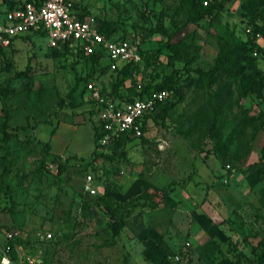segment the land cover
<instances>
[{
	"label": "rangeland",
	"instance_id": "374dc122",
	"mask_svg": "<svg viewBox=\"0 0 264 264\" xmlns=\"http://www.w3.org/2000/svg\"><path fill=\"white\" fill-rule=\"evenodd\" d=\"M73 5L95 25H112L115 37L138 35L142 39L144 66L140 63L139 71L124 81V88L132 83H139L140 89L156 86L177 70L182 75L174 85L179 96L166 90L172 107L161 116L149 118L139 139L116 150L109 159L94 158L96 118H89L90 106L80 98L83 83L79 79L109 90L115 72L106 67L108 60L91 65L69 55L49 57L44 37L13 39L1 48L0 89L7 92L3 99L9 113L7 125L18 131L16 140L5 145L9 174L0 178V249L7 243V235H12L18 241L13 246L19 247L22 255V263L15 259V264H27L25 257L33 264H142L140 253L147 251L146 243L150 242L149 247L157 251L153 264H160L159 254L165 256L182 248L188 264H218L223 259L264 264V184L258 177L264 165L260 157L264 134L247 152L235 146L223 160L211 153L214 143L242 115L253 116L264 110V90L257 92L250 81H258L264 70V39H257L263 53L251 54L255 65L245 66L242 78L231 82L220 114L221 130L219 123L211 132L206 130L202 122L207 116L196 115L206 95L217 91V85L206 93L192 86L182 87L185 79L196 78L195 70L209 69L218 43L227 34L244 40L240 2L225 4L216 18L188 25L174 37L193 33L184 48L186 59L195 57L187 66V74L182 61L167 64L165 39L155 32L158 20L167 31L173 29L170 21L176 26L185 22V13L178 9L176 0H73ZM2 12L0 8V25ZM18 72L25 76L17 77ZM70 91L74 103L81 105L58 112L60 101L68 104ZM2 121L0 111V124ZM11 129L8 131L13 132ZM38 142L49 145L47 156L55 155L64 163L62 172L56 174L42 164L46 156ZM105 153L109 155V151ZM79 160L92 163L91 186L96 195L84 191ZM136 183L138 188H132ZM139 187L166 191L172 187L176 208L189 215L180 213L181 222H176L175 216L173 228L156 230L164 236L155 241L158 233L148 224L152 214H144L132 234L145 241L127 243L124 238L128 231L123 229L120 243L115 241L107 247L111 241L108 220L96 206L97 195L107 190L108 196L121 202L142 192ZM157 220L159 226L163 219ZM188 225L194 226L188 230ZM47 233L50 239L44 238Z\"/></svg>",
	"mask_w": 264,
	"mask_h": 264
},
{
	"label": "trees",
	"instance_id": "16d2710c",
	"mask_svg": "<svg viewBox=\"0 0 264 264\" xmlns=\"http://www.w3.org/2000/svg\"><path fill=\"white\" fill-rule=\"evenodd\" d=\"M34 0H0V4L5 5L9 9L16 8L22 5L23 2H30ZM177 7L179 10L184 11L185 13V22L176 26L172 21V31H167L163 28L161 21L156 22V33H159L162 38L165 39L164 45L166 50H168L169 55L166 58L167 64L172 66L175 62H183V68L185 73L190 72L188 67L191 63L195 61V57L191 56L186 59L184 48L186 47V40L192 38L193 33H185L180 38L174 40V37L180 34L181 30L186 28L188 25H197L205 19H214L222 11L223 6L234 0H210V3L203 7L202 1L204 0H176ZM240 2L239 10L240 16L245 19L244 27V40H235L231 33L227 34L225 38L218 43L217 53L213 58V62L208 70L199 71L195 70L196 74L195 79H185V84L182 86L184 88L194 87L197 90L202 92H208V89L212 85H217V91L209 93L206 95V100L199 107L196 115L199 117L206 115L207 118L203 123V126L206 127V130L212 131L217 123L220 122V114L222 110L223 103L226 97L229 95V89L231 82L237 78H242V71L245 66L253 67L255 65V58L251 54L256 51L258 53H263V50L257 40V35L261 36L264 39V0H238ZM74 15L79 20H84V13L75 11ZM249 28L250 33H245V29ZM98 32L104 35L106 38L123 40L127 36L120 35L115 37V29L112 25L102 24L97 26ZM29 36L20 37L21 39L27 40ZM11 41V40H10ZM142 39L140 38V46L138 53L141 57L142 65L144 66L143 59V49ZM0 46V54H1ZM49 57H56L62 55H69L77 58H81L85 61H88L91 65H98L100 58L95 55H83L80 51H73L72 48H69L67 45H63L59 49H48ZM264 59V53L262 58ZM107 67V66H106ZM108 68V67H107ZM140 69V64L138 65H124L119 70L110 71L115 72L114 80L110 85L109 90H104L99 88L101 94L106 96H113L121 101H130L132 99H142L149 95L152 92H157L161 90H173L175 96H179V89L174 87L175 84L181 81L182 75H179L177 70H172L171 74L156 85L143 86L140 89V92L135 91V83L130 86L123 87V83L126 79L130 77L132 72H138ZM17 77L25 76V73L18 72L15 74ZM82 81L83 86L80 90V98H83V103L90 105V102L84 98L85 94V84L88 83L86 80L79 79ZM250 80V79H249ZM254 85H256V91L264 90V70L261 72V76L258 81L250 80ZM7 92L3 89H0V104H1V113L3 121L0 124V154H1V170L0 178L6 177L9 174V168L6 161V156L8 154L5 145L10 141L16 140V132L18 128H10L7 123L9 122V113L4 103V98L6 97ZM69 102L65 105L60 101L57 105L58 112L64 107H78L81 103H74L72 97V91L68 93ZM261 103L264 106V97L261 99ZM172 104L169 100H166L162 103H158L155 106V110L145 115L141 123L140 131L141 134L146 130L145 123L149 118L161 116L165 114L171 107ZM89 118L95 115L93 109L88 111ZM222 124L219 123L218 130H221ZM8 129L12 130L8 131ZM249 131V134L247 132ZM258 134H264V110L258 111L256 115L247 116L242 115L240 121L230 129L225 135H221L220 139L214 143V146L211 149V153L214 156L219 157L223 160L226 154L230 150H234L235 146L239 147L241 150L244 149L247 152L251 146L256 141ZM102 135L100 125H95L93 128V141H94V150L92 156L94 158H110V155L113 154L116 150L122 149L125 145L131 144L133 139L127 135H121L116 140L112 141L105 147H99L97 145L98 138ZM249 135V136H248ZM248 136V137H247ZM141 135L139 136V138ZM138 138V139H139ZM42 146V152L45 156L42 160V164L55 165L56 174L60 173L64 169V163L59 160L55 155L48 154L47 143L38 142ZM109 151V155L105 152ZM260 157L264 158V142L260 146ZM82 164V175L90 174L93 179V167L91 161L79 160ZM240 164H243L242 159L239 160ZM248 170H251L252 167H247ZM259 181L264 184V165L258 170ZM173 192V188L170 187L168 191L160 188L155 192L142 191L139 194L129 197L123 202H117L112 199V197L107 195V190H104L101 195H97L96 206L99 207L103 215L108 220V228L110 232L111 241L106 243L107 247L113 246L114 242L118 239L121 232L124 229L125 221L131 216L140 215L143 211L155 210L160 204L161 200ZM97 194V193H96ZM18 241L10 240L7 242V245L10 247L9 256L12 260H15V247L13 246ZM263 258V257H262ZM218 264H240L238 261H232L231 259H223L218 262Z\"/></svg>",
	"mask_w": 264,
	"mask_h": 264
},
{
	"label": "built area",
	"instance_id": "2783aa9c",
	"mask_svg": "<svg viewBox=\"0 0 264 264\" xmlns=\"http://www.w3.org/2000/svg\"><path fill=\"white\" fill-rule=\"evenodd\" d=\"M210 0L202 1L205 7ZM3 8V23L0 25V46L6 47L10 40L24 36L45 38L48 49H59L63 45L80 51L83 55H95L100 59L108 60V70L115 71L124 65H138L141 57L138 53L140 37L129 35L123 40L106 38L100 34L97 25L92 20H79L74 15L73 0H34L23 2L22 5L9 9ZM245 33H250L249 28ZM257 39L260 37L256 36ZM260 46V45H259ZM263 48V46H260ZM255 51L253 56H255ZM135 91L140 92L139 83H135ZM84 98L90 102V108L95 111L96 124L100 125L102 135L97 140L99 147H105L121 135H127L133 142L141 135L140 127L145 115L152 113L158 103L169 98L166 90L152 92L142 99L121 101L113 96L100 93L99 88L93 83L85 84ZM47 169L56 173L55 165H47ZM93 179L90 174L84 175L83 187L88 195H96V190L91 186ZM50 234H45V239H50ZM13 239L7 235L6 242ZM10 247H3V257L9 254ZM17 260L22 263V255L16 252ZM27 264L34 261L24 258ZM189 258L182 248L181 251L165 255L160 264H188ZM5 264H15L6 260Z\"/></svg>",
	"mask_w": 264,
	"mask_h": 264
},
{
	"label": "crops",
	"instance_id": "0c3cea01",
	"mask_svg": "<svg viewBox=\"0 0 264 264\" xmlns=\"http://www.w3.org/2000/svg\"><path fill=\"white\" fill-rule=\"evenodd\" d=\"M260 134H258L257 135V138H256V141H257V139H259V142H260ZM259 142L257 143L258 145H259ZM141 186V185H140ZM132 188H134V189H136V188H138V184L136 183V184H134V185H132ZM140 189L142 188V187H139ZM146 188V187H145ZM145 188H142L143 189V191H146V190H148V188L147 189H145ZM153 189L151 190V189H149L148 190V192H155L156 190L154 189V187H152ZM128 190H129V188H128ZM127 190V191H128ZM126 191V192H127ZM126 192H124V193H126ZM139 193V192H138ZM175 193H174V191L172 192V193H170L168 196H166V197H164L162 200H161V204H160V206L157 208V209H155V210H148V211H143L140 215H133V216H131L129 219H127L126 221H125V226H124V229H125V231H128L127 233H125V241L127 242V243H130V244H132L133 242H135L134 240H143V241H145V238H140V236H137L138 238H136L133 234H132V230L134 229V228H136V226L138 225V223L140 222V219H141V217L144 215V214H152V215H150L149 216V219H148V224H149V226H150V228H151V230L152 231H155L156 232V230H158L159 228L160 229H162V231L163 230H165V231H167V230H169L170 229V227H172L173 228V221L175 220V219H178V220H175L176 222H178V223H180L181 222V215H180V213H184L185 211H182V210H179V209H177L176 208V199H175V195H174ZM121 202H123V201H121ZM185 213H187L188 214V212H185ZM189 215V214H188ZM175 216H177V218H175ZM193 216H195V217H197V214H194ZM157 217H161L162 219H163V222L158 226V223H157ZM175 218V219H174ZM194 217H192V219H193ZM128 222V223H127ZM194 226V225H193ZM193 226L192 227H190L189 225H188V230H191V228H193ZM186 228H187V226H186ZM167 229V230H166ZM186 231H187V229H186ZM158 232H156V234H157ZM164 236V234H157V236H156V239H155V241H157V240H159V239H161L162 237ZM120 237V236H119ZM119 239V238H118ZM117 239V240H118ZM116 240V242H117V244H119L120 242H119V240L117 241ZM152 243H150V242H147L146 243V252L145 253H143V252H141L140 253V256H141V261H142V264H153V261L155 260V258L157 257V251H155V249H152V248H150L149 246L151 245ZM120 245H122V243L120 244ZM1 251H2V249H0V264H5V261L8 259V260H11L12 262H14L15 263V261L17 260V258H16V260L14 261V260H12L11 258H10V256H9V254L6 256V258L5 257H3L2 256V254H1ZM16 252H18L19 253V255H21V252H20V248L19 247H15V257H16ZM159 258H158V263H161V260L163 259V255H161V254H159V256H158Z\"/></svg>",
	"mask_w": 264,
	"mask_h": 264
}]
</instances>
